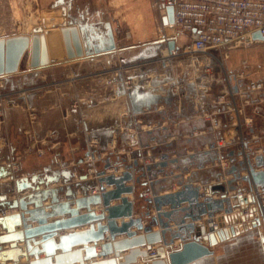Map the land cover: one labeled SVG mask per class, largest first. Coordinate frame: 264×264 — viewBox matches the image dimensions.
<instances>
[{"label": "crops", "instance_id": "crops-1", "mask_svg": "<svg viewBox=\"0 0 264 264\" xmlns=\"http://www.w3.org/2000/svg\"><path fill=\"white\" fill-rule=\"evenodd\" d=\"M58 5L66 7L68 21L77 23L78 26L81 27L80 33L84 45L88 44L94 52L75 60L50 64L37 69L28 68V56L27 53H25L22 57L19 71L17 73L0 77V80L4 82L6 90L13 89L18 85L35 86L49 83L51 81L59 82L64 78V75L68 73V71L74 72L73 74H87L105 68L110 65L109 63L117 60L122 62L138 61L147 56H151L152 53L155 54L157 51V46H152V48L145 47V43L143 44L142 41L138 40L133 44L136 45L142 43V46L144 47L142 48L143 50L141 54L137 52L131 56L127 55L124 49L119 50L116 48V37H114L112 26L109 23H102V32L99 34L100 36H94L95 29L92 26V22L95 17L89 12L88 0H52L49 5L50 7L47 8H54ZM159 12L160 22L162 24L163 11L160 9ZM40 27L43 28L41 22L31 24L22 30L6 32V27L2 26L0 23V37H9L24 33L31 34L34 31L41 30ZM129 32L127 36L132 34ZM135 34L136 36L138 35V33H134V35ZM174 40L176 45H181L186 40V37L178 35ZM133 44L130 45L129 49L137 48ZM255 53H257L258 57H251L255 56ZM242 59H246L253 67L261 68L262 73H264V41L259 40V42L248 47L233 50L227 61L228 69L237 68ZM72 67L75 68V70L71 69ZM151 71H153L151 68H141L138 70L137 74L144 76ZM70 85L71 86H66L65 84L62 86L59 85L49 93L38 89V91L31 93L26 99H24L25 104L34 107L37 112V122L33 124L29 121L28 111L25 110L24 107L19 108L13 105L4 106V114L2 118H0V156L4 159L0 160V164H5L8 160L11 163L14 176L18 178L28 175L30 176L32 173L42 174L44 173L43 168L47 167H50L51 170H60L62 169V166H65L64 168L68 169L74 168V177L69 184L80 181L79 176L86 174L88 175L87 180L94 184L89 187L87 194H97V178L95 173L92 174V172L87 171L88 168L86 167L88 164L82 161L87 151V140L89 138H98L99 140V145L95 148L96 156L98 155L99 159L93 162V169L95 171H99L103 168L105 164L104 160L109 161L112 164L122 159H126L127 163H129V161L131 162L132 157L137 155V151L135 150L136 141L133 140L132 136L125 129H121V125H129L130 123V119L122 116V114L130 107L132 111H137L146 106H154L157 101L156 98L138 90H133L129 97H125L120 94L121 90L119 86L113 87L106 85L102 80H96L94 78L79 80ZM71 87H73L71 93L67 92L66 89L68 88V90H70ZM73 97L84 98L86 100L85 103L81 104V111L88 115V118L84 123L80 121L79 113L77 111H73L65 117V110L69 106ZM24 100L21 99L17 101L23 102ZM139 117L144 121H160L163 118L168 119L159 112H153L147 115L139 114ZM169 119L173 118L169 117ZM169 119L168 121L171 123ZM197 125L209 130V125L207 123L199 122ZM190 129L191 126L189 124H181L177 129L167 127L162 132H153L149 135L147 133L141 134L140 140L143 144L147 142V139L153 137H155L152 141L153 143H158L159 141L163 142L162 144L158 143L154 148H156V151L158 152H168L169 158L173 159L177 154H180L178 157V168L168 166L165 169L166 172L171 170V175L164 176L163 174H157L156 179L159 180V182L155 183L153 186L156 188V192L160 195L180 189V182L192 180L193 185L210 182L213 180L214 175H217V173L221 171L219 168L211 167V164L206 160L208 159L206 156H204L205 160L203 162V167L198 168L196 167L198 159L195 162L196 164L193 165L191 164V159L188 157L184 158L187 155H181L183 153L188 154L187 152H190L192 149L199 150L204 144H209L214 139L209 133L205 136L193 139H186L182 136L171 138V136H177L176 134L179 135ZM254 135L257 136V139L250 142V147H264V134L261 131V125H259L258 129H255ZM122 148L125 150L118 153V150ZM39 149L42 150V154L38 153ZM29 168L39 169L34 171ZM122 169L123 168H118V170L115 171L113 168H110L106 170V174L114 173L115 175H118ZM9 180V176L0 178V182ZM146 180V177H143L140 179V183H143ZM126 184H130V182H126ZM242 185L246 186L245 183H242ZM61 186H64V184L62 179H59L57 182L51 183L49 187ZM44 188L45 185L43 184L39 186V190ZM112 188V186H107L106 190ZM73 190L75 191L76 198L82 196L80 188L74 187ZM144 190H141L139 184H136L134 193L127 195L128 198L135 203L133 209V217L135 218L140 215V212L151 207V205L149 206L148 203L145 202L143 197L137 198V195ZM30 192H32L31 188H27L21 192L14 191L8 193L7 200H13L25 196ZM199 192H203V189L200 188ZM216 196L217 195H213L212 197L217 198ZM58 198L59 202L66 200L64 193L61 191L58 192ZM198 200L202 201V198H199ZM72 202H74V199ZM117 203H119V200H112L110 205H115ZM50 205L51 199L49 197L42 200L41 207L45 212H51ZM186 205V203L181 204V206ZM74 206L75 204L72 203L70 208H74ZM89 207L96 215H103V218L99 222L104 225L107 221L106 217L108 216V213L107 211H104L102 203H91ZM27 208L33 209L34 206L33 204H29ZM168 209V205L162 207V210ZM4 212L5 215H9L20 213L21 211L19 208H10L6 209ZM78 212L79 214L86 213V209L82 208ZM150 215H155V210L152 207L150 209ZM221 215L222 213H218L217 216ZM24 216L27 217L28 214H25ZM69 216L70 215L67 213L49 215L46 218V222L50 224L58 220L67 219ZM205 218L206 216H202L201 221ZM33 220L27 222L32 227H36L38 225L37 219ZM114 220L117 224H120V222L126 221L128 218L117 217ZM148 220V217H143L142 225L145 226ZM201 221H195L194 224L198 225ZM185 222H190V220L186 219ZM93 224L95 225L96 222ZM169 224L171 230H175L176 226L173 225L172 222ZM88 226L89 223L74 227L60 226L52 230L46 229L35 235L33 239L40 241L43 235L52 234L53 237H51V239L54 243L58 244L60 236L75 231L85 230ZM14 230L15 232H19L23 230V227L17 225ZM129 230L136 231L137 234H143L142 229L137 230L135 226H130ZM151 230L157 231L159 230V226L155 225ZM1 234H5V230L0 227V235ZM193 234L194 233L191 234V238ZM227 234L226 238H222L218 243L209 246V250L212 252L210 255L194 260L192 263L188 264H264L263 224L259 227L246 229L240 232L233 229H227ZM114 236L115 241L126 238V234L122 232H116ZM105 242H111L109 231L103 232L102 237L99 239L73 244L70 246L69 250L70 252L80 250L83 264L111 258L116 260L115 264H152L149 254H151L155 248L163 247L164 251L167 253L173 250V248H177L181 243L177 238L172 244L168 245H164L162 242L152 244L150 245V249H147V244H144L137 248L142 251H147L148 255H137L133 262H125L123 261L124 256L129 255L130 248L134 249L136 247L129 246L123 248L118 250L117 254L112 248L107 253L101 248L102 244ZM30 243L33 244L32 239L30 240ZM16 244L21 252L18 255V262L23 263L26 258L28 259V262L35 260L34 255L28 252L25 248V238L18 239ZM35 246L40 248L39 257L44 258L45 251L41 249V244ZM85 246L93 247L95 255L85 259ZM1 248L3 250L8 249L9 243H3ZM61 251L62 248L59 245H56L54 250L55 255L60 254ZM24 254H26V256ZM74 260L76 261L72 264H79L78 259ZM50 261L51 263H54V256H51ZM166 263L170 264L169 261ZM5 264H13L12 258H6Z\"/></svg>", "mask_w": 264, "mask_h": 264}, {"label": "water", "instance_id": "water-1", "mask_svg": "<svg viewBox=\"0 0 264 264\" xmlns=\"http://www.w3.org/2000/svg\"><path fill=\"white\" fill-rule=\"evenodd\" d=\"M163 11L162 24L164 27L165 37L168 38L167 47L171 51L175 48V31H174V14L171 6L160 5ZM53 11L57 12V16H50L51 11H45L42 14L41 25L44 30L35 31L32 34H16L9 37H0V77L13 75L19 71L22 57L27 53L28 68L37 69L50 64L71 61L90 55L94 50L83 43L80 33L81 27L77 23L69 22L66 16V7L63 5L55 6ZM252 39L264 41V35L260 32H254ZM140 110H134L138 112ZM212 146V144L210 145ZM207 155V156H206ZM206 160L213 161L215 154L205 152L198 157L190 156L191 164L198 159L197 167L202 168L205 157ZM167 155L162 156V161L153 165H147L144 168L138 165L137 160L132 164H127L118 175L114 173L106 174V170L113 168L117 171L120 164L116 161L114 164L105 161L103 168L95 172L99 192L97 194L88 195L89 187L94 185L87 180L88 175L79 176L78 182L69 184L74 177V168L68 169L62 166L60 170H51V168H43L42 174L32 173L30 176L21 178L15 177L11 163L7 160L5 164H0V178L9 176V181L0 182V225L5 234L0 235V257L4 259L12 258L13 264L17 262L18 255L21 253L17 248L16 241L25 238V248L34 255L35 260L28 264H72L78 259L79 264H83L80 250L70 252L71 245L76 243H84L89 240L99 239L102 233L109 231L111 242L102 244V250L109 252L112 248L116 251L129 246L136 248L129 251V255L124 256L123 261L133 262L137 255L146 256L147 251L139 250V246L150 245L162 242L164 245L172 244L175 239H179L181 243L177 248H173L170 252H165L163 247L155 248L149 254L152 264H188L194 260L210 255L212 252L209 246L221 241L227 237V229L235 231H243L250 228H256L263 224L258 217H254L255 207L248 208V204L254 202L255 199L250 195L242 197L240 191L242 188L237 187L234 182L241 180L250 184L251 182L258 187H264V170H256L255 168L264 167V158L259 155L255 157L254 164L251 163L250 156L247 157L248 168H245L242 161L238 162L239 167L231 166L227 173L233 174V178L228 179L226 183L217 182L206 184L203 186V193L199 192L198 186H193L191 181L180 182L181 188L166 194L153 193L152 197L144 198L145 202L155 210V215H150L151 207L140 212L138 217H133L134 201L130 200L127 195L134 193L135 185L140 184V179L146 177L150 183L151 189L159 180L156 179L157 174L164 176L171 175L172 171L166 172V167L174 166L178 168V159H168ZM4 159L0 156V160ZM89 167V165H88ZM134 167V168H131ZM248 171L247 175H240V170ZM215 176V175H214ZM177 177V176H176ZM217 177V175H216ZM62 179L64 186L49 187L51 183ZM83 181V182H82ZM130 182V184H126ZM45 185L44 189L39 190V186ZM107 186H112L110 190H106ZM80 188L82 196L75 197L73 188ZM27 188H31L32 192L17 199L7 200V194L14 191L21 192ZM228 190H235L236 194L227 196ZM63 192L66 200L59 202L58 192ZM218 194V199H213L212 195ZM51 199L50 213L44 211L41 207L42 200ZM199 197H203L201 202ZM141 198V194L137 195ZM231 198H236L237 206L241 209L248 208V214L242 211L233 212ZM74 199V202H72ZM112 200H119V203L110 205ZM74 203V208L70 205ZM91 203H102L104 211H107V221L103 225L99 221L103 218L102 214H95L89 207ZM186 203V206H181ZM33 204V209L27 206ZM168 205V210H162V207ZM10 208H19L20 213L5 215V210ZM85 208L86 213L79 214V210ZM222 212V216L216 217V213ZM69 214V218L55 221L48 224L46 218L54 214ZM24 214H28L27 217ZM202 216L206 219L199 225H195V221H200ZM117 217H127L128 220L117 224L114 219ZM148 217L149 220L145 226L142 225V218ZM37 219L38 225L32 227L27 221ZM189 219L190 222H185ZM34 221V220H33ZM216 221V222H215ZM96 222L94 225L93 223ZM170 222L176 226L175 230H171ZM89 223L88 228L82 231L71 232L59 237V242L54 243L51 239L52 234L43 235L40 241H36L33 237L43 230L55 229L57 227H74ZM215 223V227L211 225ZM17 225L23 227L22 231L15 232ZM159 226V230L152 231L153 226ZM232 225V226H231ZM130 226H135L137 230L143 231V234H137L136 231H130ZM231 226V228H230ZM122 232L126 234V238L122 240H114V234ZM193 234L191 238V234ZM32 239L33 244L30 243ZM3 243H9V248L1 249ZM41 244V249L45 251L44 258L39 257L40 248L35 245ZM56 245L62 248L60 254L55 255ZM86 258L95 255L93 247L85 246ZM51 256H54V263H51ZM73 256V257H72ZM117 256V255H116ZM71 257V258H70ZM166 258V259H165ZM167 260V261H166ZM116 260L111 258L90 262L88 264H115ZM0 264H5L1 263Z\"/></svg>", "mask_w": 264, "mask_h": 264}, {"label": "built area", "instance_id": "built-area-1", "mask_svg": "<svg viewBox=\"0 0 264 264\" xmlns=\"http://www.w3.org/2000/svg\"><path fill=\"white\" fill-rule=\"evenodd\" d=\"M152 5L173 8L174 39L178 35L186 37L181 45L175 43V48L169 51L168 38L164 34V47L159 49V55L149 60L131 62L117 60L100 70L87 74H71L67 79L59 82L51 81L35 86L18 85L9 90L5 89L4 82L0 80V118L4 114V106L13 105L24 107L28 111L29 121L33 124L37 122V112L34 107L25 104L24 99L28 95L38 89L50 92L53 87H58L60 84H74L87 78L102 80L106 85L113 87L119 86L120 94L125 97H129L133 90H138L156 98L157 102L154 106H146L138 112L132 111L131 107L123 112L122 116L128 117L130 123L121 125V129H125L136 141L137 155L133 156L129 163L126 159L119 160L120 164L117 168H125L134 160L144 168L161 162L164 155L168 157L166 160L171 159L168 152H158L154 148L155 145L163 142L153 143L155 138L153 137L143 144L140 140L141 134L149 135L153 132H162L167 127L177 129L181 124H189L190 130L171 138L182 136L193 139L209 133L214 139L199 150L192 149L187 152L188 154L181 155H187L184 158H189L198 157L205 152L213 153L216 158L208 163L211 167L221 170L210 182L192 185L203 189L206 184L226 183L228 179L233 178V174L227 173L231 166L239 167L238 162L242 161L245 168H248V156L253 164L256 156L261 155L264 158L262 146L252 148L249 145L252 140L257 139L254 135L257 124L261 125L264 134V73L261 68L253 67L246 59H242L235 69L227 67V61L233 50L259 42L252 39L254 32L264 35V0H153ZM152 64L159 65L160 69L148 72L144 76L137 74L141 67ZM21 99L24 101H17ZM85 102L84 98H73L65 110V117L77 111L80 121L84 123L88 115L81 111V104ZM153 112H159L168 119L169 117L173 119H169L171 121L169 123L166 118L160 121H144L139 117V114L147 115ZM199 122L207 123L209 130L198 126ZM98 145V138H89L86 143L87 151L82 160L89 165L88 171L92 174L96 172L93 169V162L99 159L95 150ZM124 150L122 148L118 153ZM38 153L42 154V150L39 149ZM179 156L180 154H177L174 158L179 161ZM196 160L197 158L193 159L194 162ZM255 169L264 170V167ZM239 174L247 175L248 171L240 170ZM143 183L147 188L140 192L141 198L152 197L155 191L151 189L150 181L147 179ZM234 184L242 188L240 191L242 197L251 195L255 199L248 204V208L255 207L254 217L262 220L264 187L255 186L252 182L247 184L241 180H236ZM179 186L181 188L180 183ZM96 189L98 193V185ZM235 194V190H228L227 196L231 197ZM213 195H217V198L212 197L213 199L219 198L218 194ZM199 198L203 200V197ZM230 201L233 212L242 211L243 214H248V208L241 209L237 206L236 198H231ZM217 215L218 213L215 216L218 217ZM215 226V223L211 225V227Z\"/></svg>", "mask_w": 264, "mask_h": 264}, {"label": "rangeland", "instance_id": "rangeland-1", "mask_svg": "<svg viewBox=\"0 0 264 264\" xmlns=\"http://www.w3.org/2000/svg\"><path fill=\"white\" fill-rule=\"evenodd\" d=\"M51 2L52 0H0V23L2 26L6 27V32H15L16 30H22L31 24L41 22L42 14L45 11H51L52 13H50V16H57V12L53 11L54 9L47 8L50 7L49 5ZM88 2L89 12L95 17L92 22V26L95 29L94 36H100L99 34L102 32V23H109L112 26L114 37H116L117 49H124L125 53L129 56L137 52L141 54L143 50L142 48L144 47L142 46V43H145V47L152 48V46H157V51L155 54L152 53L151 56L142 58V60H149L156 57V55H159V49H162L165 45L163 35L165 33L163 24L160 22V8L152 5L153 0H88ZM128 32L132 34L127 36ZM134 33H138V35L136 36ZM138 40L142 41V43L136 45L133 44ZM131 44L135 45L137 48L129 49ZM161 54H163V52ZM251 57H258V55L255 53V56ZM109 64H113V62ZM141 68L158 70L160 69V66L152 64ZM71 69L75 70L73 67ZM73 73L74 72L68 71V73L64 75L65 78H62L61 80L67 79V77L71 76V74L73 75ZM65 85L71 86L66 83ZM55 88L57 87H53L51 90H54ZM72 90L73 87H71L70 90H68V88L66 89V91L70 93ZM258 127L259 124H257L255 129H258ZM86 168H88V165ZM29 169L35 171L39 168Z\"/></svg>", "mask_w": 264, "mask_h": 264}, {"label": "bare ground", "instance_id": "bare-ground-1", "mask_svg": "<svg viewBox=\"0 0 264 264\" xmlns=\"http://www.w3.org/2000/svg\"><path fill=\"white\" fill-rule=\"evenodd\" d=\"M41 28V30L43 31L44 29L42 28V27H40ZM35 32V31H34ZM33 33V32H32ZM31 33V34H32ZM75 60V59H74ZM17 199V198H16ZM10 215V214H9ZM25 215V214H24ZM0 227H1V225H0ZM17 245V244H16ZM18 247V246H17ZM2 249V248H1ZM19 249V248H18ZM20 250V249H19ZM25 256H26V254H24ZM0 262L1 263H4L5 262V259L4 258H2V256L0 257ZM29 262H28V259L26 258L25 259V262H23V263H20V262H18V259H17V262L15 263V264H28Z\"/></svg>", "mask_w": 264, "mask_h": 264}, {"label": "trees", "instance_id": "trees-1", "mask_svg": "<svg viewBox=\"0 0 264 264\" xmlns=\"http://www.w3.org/2000/svg\"><path fill=\"white\" fill-rule=\"evenodd\" d=\"M158 182H159V181H158ZM146 186H147V185L144 184V183H140V184H139V187H140L141 190L146 189ZM155 189H156V188L153 186V190L156 192L157 190H155Z\"/></svg>", "mask_w": 264, "mask_h": 264}]
</instances>
